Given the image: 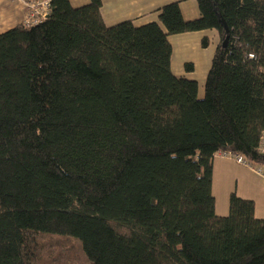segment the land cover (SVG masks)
I'll use <instances>...</instances> for the list:
<instances>
[{
  "label": "trees",
  "instance_id": "trees-1",
  "mask_svg": "<svg viewBox=\"0 0 264 264\" xmlns=\"http://www.w3.org/2000/svg\"><path fill=\"white\" fill-rule=\"evenodd\" d=\"M51 1L0 34V264H264L255 202L233 192L220 216L212 190L220 151L264 165V0H196L193 20L172 2L142 26ZM207 30L199 97L170 37Z\"/></svg>",
  "mask_w": 264,
  "mask_h": 264
},
{
  "label": "crops",
  "instance_id": "crops-1",
  "mask_svg": "<svg viewBox=\"0 0 264 264\" xmlns=\"http://www.w3.org/2000/svg\"><path fill=\"white\" fill-rule=\"evenodd\" d=\"M101 1H102L101 15L107 26H114L118 23H121L122 22L121 20H124V21L132 20L135 26H142V25L149 24L152 22L159 23V11L158 10L164 5H166V3L169 4L168 2L170 1L171 3L180 2L178 0H124L123 7L121 9V11L124 10V13L121 14L120 18L122 19H119V15L115 9L116 5H113L114 0H101ZM88 2L89 0L84 5H86ZM10 3L12 4L13 2H10ZM3 4H4V0H0V34L3 32L1 30H4V28H7L6 30H9L8 28L11 29L19 24H23V18H24V9L20 4L16 3L19 7L17 8V10H13L11 12L7 11L5 7H2ZM112 6H113V9H112ZM74 7H81V6H74ZM182 15H183V12H182ZM196 18H193V19H196ZM184 19L193 20V19H186L185 17ZM189 35L190 34H186V33L182 34L181 39H183V41L181 40V42L185 43L186 45L189 42L192 43L191 40L187 38L189 37ZM171 39H172V36L170 37V42L172 44ZM196 41H197V38H195V42ZM194 44L195 46H197L196 43ZM172 47H173V44H172ZM173 54H174V47H173ZM204 56H206L204 62L201 61L199 64L192 62L195 67L194 74L192 77H187V78L196 80L199 83L204 82V85H205V81L209 73V71L208 73H206V70L207 68H209L210 70V67H211L210 63L212 62L209 61V54H206ZM171 66L173 70V55H172V60H171ZM198 66L200 67L199 75H198ZM177 74L179 75V77L185 76L184 73H177ZM224 165H226L227 167L232 165L236 171V173L234 174H237L238 176L236 179L237 185H236V189L234 190V192H236V194L243 199L253 200L256 204V210H255L256 217L264 218V185L262 184L261 180L256 176V174H254L252 171L248 170L247 168L235 163L234 161L222 159L219 157L215 158L214 168H213V188L212 190H213V195L216 200V213L220 216H226L229 213V197L231 193H233L232 192L233 189H227L226 194L224 192L222 196L220 197V201H219L214 191V190L217 191L219 189L220 180H224L225 178L229 176L225 169L226 166Z\"/></svg>",
  "mask_w": 264,
  "mask_h": 264
},
{
  "label": "rangeland",
  "instance_id": "rangeland-1",
  "mask_svg": "<svg viewBox=\"0 0 264 264\" xmlns=\"http://www.w3.org/2000/svg\"><path fill=\"white\" fill-rule=\"evenodd\" d=\"M87 1L88 0H70L71 4L74 6H82ZM178 1H180L179 2L180 7H181L183 15L186 19H193V18H196L199 16L198 5H197L196 0H178ZM123 2H124V0H114L113 1V5H116L115 9L119 15V19H122L120 17H121V14L124 13V10L121 11V9L123 7ZM168 3H171V1ZM2 7H5L7 9V11L11 12L13 10H17V8L19 6L16 3L11 4L8 0H4V4ZM112 9H113V6H112ZM121 21L123 22L124 20H121ZM11 27H13V26H11ZM6 29L7 28H4V30H1V31L5 32V31H7ZM8 29H10V28H8ZM183 34H185V33H183ZM186 34H190L189 37H187V38H189L192 42V43L189 42L187 45L185 43L181 42V40L183 41V39H181L182 34H177V35L172 36L171 40H172V44L174 47L173 71H174V74H176V75H178L177 73H184V75L186 77H192L194 74V71L193 72H186L184 69V64L186 62H193V63H198V64L201 61L204 62V60L206 58V56H204V55H206V54H209V61L212 62L213 55H214V52H215V49L217 46L218 36L214 30H207L204 32L203 31L189 32ZM204 36H209V38L211 40L208 48L201 47V39ZM195 38H197L196 42H195ZM194 43H196L197 46H195ZM210 65H211V63H210ZM208 71H209V68H207L206 73H208ZM199 73H200V67L198 66V75H199ZM198 87H199L198 88V96L203 97L204 96V82H200V83L198 82ZM224 166H226V165H224ZM225 169H226L229 176L227 178H225L224 180H220L219 189L217 191L214 190L219 201H220V197L222 196V194L224 192L226 194L227 189H233L232 192H234V190L236 189V185H237L236 179L238 176H237V174H234V173H236L235 168L232 165H230L228 167L226 166ZM234 193H236V192H234Z\"/></svg>",
  "mask_w": 264,
  "mask_h": 264
},
{
  "label": "built area",
  "instance_id": "built-area-1",
  "mask_svg": "<svg viewBox=\"0 0 264 264\" xmlns=\"http://www.w3.org/2000/svg\"><path fill=\"white\" fill-rule=\"evenodd\" d=\"M10 2L20 4L24 9L23 24L25 26H36L45 21L51 14V0H9ZM252 57V55H251ZM258 151L264 155V132L261 135ZM216 157L234 161L235 163L252 171L261 180L264 185V165L252 162L240 154L233 152L220 151Z\"/></svg>",
  "mask_w": 264,
  "mask_h": 264
},
{
  "label": "water",
  "instance_id": "water-1",
  "mask_svg": "<svg viewBox=\"0 0 264 264\" xmlns=\"http://www.w3.org/2000/svg\"><path fill=\"white\" fill-rule=\"evenodd\" d=\"M225 29H226V32L228 33V35L226 36V38L223 40V46L226 47L228 41H229V29L228 27L225 25Z\"/></svg>",
  "mask_w": 264,
  "mask_h": 264
}]
</instances>
